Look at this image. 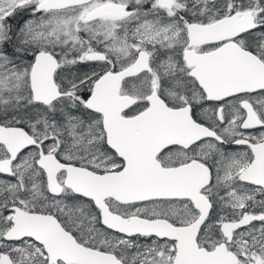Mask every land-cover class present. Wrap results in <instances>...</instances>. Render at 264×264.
Listing matches in <instances>:
<instances>
[{
	"label": "snow or ice",
	"instance_id": "6c2138e0",
	"mask_svg": "<svg viewBox=\"0 0 264 264\" xmlns=\"http://www.w3.org/2000/svg\"><path fill=\"white\" fill-rule=\"evenodd\" d=\"M0 264H264V0H0Z\"/></svg>",
	"mask_w": 264,
	"mask_h": 264
}]
</instances>
